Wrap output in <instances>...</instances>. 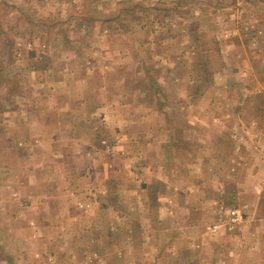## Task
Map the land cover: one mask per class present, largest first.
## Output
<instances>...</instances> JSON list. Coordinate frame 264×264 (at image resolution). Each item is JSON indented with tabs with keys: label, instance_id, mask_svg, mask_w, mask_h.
<instances>
[{
	"label": "rangeland",
	"instance_id": "obj_1",
	"mask_svg": "<svg viewBox=\"0 0 264 264\" xmlns=\"http://www.w3.org/2000/svg\"><path fill=\"white\" fill-rule=\"evenodd\" d=\"M91 63L106 68L91 74ZM72 93L108 97L114 110L94 121L111 129L91 162L83 149L62 151L56 134L68 126L58 109L76 104ZM131 135L145 141L141 149ZM111 169L115 225L149 227L152 245L125 263L112 251L119 262L264 264V0H0V264H109L90 245L99 231L83 237L90 244L80 254L91 231L67 229L32 195L54 176L58 198L59 177L98 173L99 183L72 186L102 191V213ZM180 179L191 196L183 205L169 191L175 184L178 193ZM200 201L206 208L194 219L189 209ZM221 206L241 207L244 219L217 236L207 226L226 221ZM112 217L99 214V223ZM189 224L199 226L189 235L200 245L177 247L185 235L173 225Z\"/></svg>",
	"mask_w": 264,
	"mask_h": 264
},
{
	"label": "crops",
	"instance_id": "obj_2",
	"mask_svg": "<svg viewBox=\"0 0 264 264\" xmlns=\"http://www.w3.org/2000/svg\"><path fill=\"white\" fill-rule=\"evenodd\" d=\"M101 65V66H100ZM49 65H48V69H49ZM101 68H106V66L104 65V63H91V65H89V67L87 68V71L91 72H96ZM93 74V73H91ZM89 77V76H88ZM88 77H85L84 79H82L81 81H85L86 82V86L87 83L90 81L88 79ZM76 90V89H75ZM78 91V90H77ZM50 95V99L49 102L50 104H52V100L53 102H58V99H52L51 98V93ZM72 95V96H71ZM68 96V98L72 97L71 100H73L72 102L76 103L73 106H71V109H65L63 108L64 106H60L59 107V114L61 116V118H65L68 121V126L67 127H59L58 130V138L60 139V147L64 150L62 151H66V149H69V152L71 151H75V150H85L84 152V157L86 158V161L91 162L92 159H94L92 157L93 151H96L97 149H101L102 146L104 145H100L99 144V139H100V135H107L109 134V131L111 129L104 127V129L99 128L98 126L95 125L94 121L96 122L97 119L99 118H105L107 119L110 115L111 112L114 111L112 108H110V105L112 103L107 102L108 97L107 98H102V99H95V101H93L92 97L89 96H80L77 94V96L73 95V93ZM105 96V95H104ZM78 97V99L76 98ZM70 100V101H71ZM98 102H97V101ZM96 102V104H95ZM142 102V101H141ZM89 105H93L92 108L89 107ZM159 111V110H158ZM94 112V113H93ZM53 132V130L50 129V125H47V130H46V134H51ZM64 134H71L70 137H66L64 138ZM126 137H130L128 135H126ZM107 139H109V136L106 137ZM131 138L134 140L133 143H138V148L141 149L143 143L145 142L141 137H135L131 135ZM111 143L113 142H108V149L111 148ZM145 147L143 146V149ZM87 151H91V152H87ZM95 155L97 154L96 152L94 153ZM71 156V157H70ZM64 159H65V165L71 166L74 164V158L75 156H73V154H68V155H64ZM67 167H66V171H67ZM81 172L79 173H66L63 177H59L58 180L60 182V188L58 189V193L59 196L58 198H51L54 197L50 194V188H53V180H55V176L52 177L50 180L51 183H49L48 187L45 188V190L41 193H36L32 195V198H41L42 200H44V203H42V205H40L41 207H43L45 209L43 212L45 213H51V212H57L60 215H63V223L62 225H65L66 228L73 226L75 227L76 230H81L83 232H87V231H91V235H83L82 234V244L85 242V238L87 236L91 237L95 231H99L101 238L97 239L96 242H98V244H90L87 241L85 242L84 245H82L81 250H80V254L84 253V249L85 247H88L87 244H90L93 249L101 252L103 254V261H107L109 260V264L110 263H116V264H123L126 261L130 260L129 258V254L133 253V254H137V252L141 253L143 256L147 255V250L148 248H150L152 245L150 244V242L148 241V229L149 227H146L145 225H130V223L127 221V223L125 224V220H123V225H115V217H116V210H115V206L112 204H109L108 202V192H111L109 186V182L113 183V180L115 179V175H114V169H111L109 172H107V176L106 179H104V181L102 182H107L106 185V194L105 196L107 197V204L105 205V208H102V213H99V206L97 203V198L100 195H103L102 191L97 190L93 193V190H90V192H83L79 191L78 189L75 188V186H72V183L74 181H78V182H83L84 184H86V182L89 183L92 182L94 184L99 183V177H98V173L95 174H91L88 178L87 176H82L80 175ZM69 174H74V177H72ZM97 174V175H96ZM188 179L193 180L194 178H189V176H187ZM83 179V180H82ZM106 180V181H105ZM183 179H180V184H179V191L176 194L174 192V190H178L177 186H175V184H171L170 186H172V189L169 190L172 194H174V199L176 200H180V203H182V205L184 204V200L187 198H191L190 193L187 192L186 190L184 191V187L186 186L184 184ZM49 182V180L47 181ZM194 183V182H193ZM193 185V184H192ZM196 186V185H195ZM73 187V188H72ZM93 188H96L93 187ZM97 189V188H96ZM113 192V191H112ZM111 192V197L113 196V193ZM90 194V195H89ZM164 194L163 192H159V198H164ZM95 197V204H93V197ZM110 197V198H111ZM58 199L61 200L58 204L59 207H55L56 203L58 202ZM91 205V211L87 216H82L83 214V209L84 207H86V203H88ZM50 203L52 205H50ZM162 203H164L162 201ZM202 203V206H201ZM175 205H177L176 208L178 210V203L175 202ZM54 206V207H53ZM98 206V207H97ZM104 207V206H103ZM233 207V206H232ZM235 207V206H234ZM93 208H96V211H93ZM202 208H203V213L205 211V203L204 201H200L198 207H194L192 206L189 209V212L192 214V217H195L194 219H196L197 217L200 216V214H202ZM172 212H174V209H171ZM183 212V211H182ZM110 214L113 215V217L111 218V224L109 225L108 222L103 223L101 222V224L99 223V218L98 215L99 214ZM77 215H81V217L78 219ZM125 218V216H124ZM194 219L192 221H194ZM89 220V221H87ZM87 221V222H86ZM83 223L87 224L89 223V225H83ZM191 223V222H190ZM67 224V225H66ZM193 224V223H192ZM105 226V229L102 230V227ZM208 225V229H209ZM253 226V225H252ZM199 226L197 225H188V226H180L178 227L177 225H173L172 230H175L174 233H177L178 231L182 232L185 237L181 238L180 240L176 241V242H172L174 243L177 247H182L184 248L185 246H199L200 244H198V241H194L190 235H189V231H192L191 229H198ZM67 228V229H68ZM119 229H123V231H129L127 237L124 236H118L119 238H117V234L119 235L118 231ZM168 230L171 229H160V233L166 232ZM210 230V229H209ZM231 229H229L227 226L222 228L219 232H217V236H223L226 234H229L231 232H229ZM104 231V232H103ZM82 232V233H83ZM135 232L140 233V236L138 238L139 242H131L130 238L131 235L135 234ZM212 232V231H211ZM116 233V234H115ZM214 233V232H213ZM81 235V234H80ZM85 237V238H83ZM95 238H99V235L94 234ZM122 237V238H120ZM137 240V241H138ZM100 243H102L103 246L100 245ZM89 248V247H88ZM115 250H121L123 252V258L122 260L124 261L119 262V259L121 258V256H115L114 253H112V251L115 252ZM168 250V249H167ZM133 251V252H131ZM240 256L242 255V250H240L239 252ZM82 256V255H81ZM254 256V255H252ZM84 257V256H83ZM83 257H79V259H83ZM141 258L147 260V257H142ZM109 258V259H107Z\"/></svg>",
	"mask_w": 264,
	"mask_h": 264
},
{
	"label": "built area",
	"instance_id": "obj_3",
	"mask_svg": "<svg viewBox=\"0 0 264 264\" xmlns=\"http://www.w3.org/2000/svg\"><path fill=\"white\" fill-rule=\"evenodd\" d=\"M221 211L226 215V221L221 220L214 222L209 226L212 232H219L222 228L228 227L233 228L237 224L243 221L244 211L241 207H225L221 206Z\"/></svg>",
	"mask_w": 264,
	"mask_h": 264
}]
</instances>
